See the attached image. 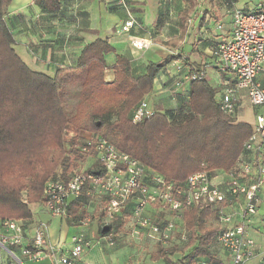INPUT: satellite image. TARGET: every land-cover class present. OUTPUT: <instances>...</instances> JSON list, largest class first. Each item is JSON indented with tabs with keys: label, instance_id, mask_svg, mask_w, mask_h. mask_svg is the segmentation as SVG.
<instances>
[{
	"label": "trees",
	"instance_id": "trees-1",
	"mask_svg": "<svg viewBox=\"0 0 264 264\" xmlns=\"http://www.w3.org/2000/svg\"><path fill=\"white\" fill-rule=\"evenodd\" d=\"M8 1L0 0V219L31 217L29 204L42 201L45 184L51 179H67L76 167L69 153H81L85 132L105 137L139 160L148 172L174 183L197 171L212 175L235 172L252 127L219 109L220 85L205 76L189 80L183 89L173 92L181 100L176 109H156L139 122L131 121L134 108L154 91V78L165 73L164 66L170 61L186 54L184 64L202 69L187 53L174 50L147 61L138 71L107 37H96L82 46L71 65L57 66L52 74L34 70L15 49L17 39L5 17ZM123 1L110 0L107 9L125 14L124 21L131 17L130 31L139 21L128 0ZM182 1L184 12L202 2ZM32 2L50 14L62 7V0ZM159 25L160 17L151 32ZM109 56H113L111 63ZM106 72L110 79L106 80ZM163 86L173 89V80L167 79ZM100 168L92 166L88 171L101 173ZM84 202L83 194L68 208L75 221L84 217ZM218 215L215 205L187 208L180 215L188 233L185 244L179 246L176 240L165 246L151 243L154 253L147 255L140 242L138 252L158 264H194L199 257H215L209 246L217 227L211 226L209 219H218ZM119 226L118 220L101 226L99 232L105 234Z\"/></svg>",
	"mask_w": 264,
	"mask_h": 264
},
{
	"label": "built area",
	"instance_id": "built-area-1",
	"mask_svg": "<svg viewBox=\"0 0 264 264\" xmlns=\"http://www.w3.org/2000/svg\"><path fill=\"white\" fill-rule=\"evenodd\" d=\"M118 2L124 3L123 0ZM132 23L129 17L117 27L127 31ZM129 41L135 49L151 43L137 36H129ZM211 54L218 71L229 76L219 83V109L228 115L235 114L242 92L249 104L258 109L235 172L212 175L197 171L183 182L174 183L156 172H148L139 160L116 148L105 137L90 134L79 148L93 160L91 164L101 167V173L89 172L90 167L80 168L65 180H49L42 193V203L48 212L55 217H67L70 204L84 194L86 208L99 204L103 215L118 219L120 227L124 228L130 219L127 236L138 243L159 242L165 246L173 240L186 239L185 230L176 223L183 210L201 204L215 205L219 213L214 236L217 255L199 257L194 264H246L255 256H260L264 264V250L256 249L253 236L258 208L264 202V88L258 81V76L264 72V10L233 8L228 36L217 42ZM186 61V54L179 55L164 66L165 73L154 78V82L159 77H163L162 83L172 79L174 88L168 90L171 93L183 89L187 81L205 76L203 68H190L184 64ZM164 88L159 84L155 90ZM151 114L152 111L145 109L143 99L134 108L131 121L139 122ZM88 221L89 218L84 217L80 224L87 225ZM177 233L178 239L175 238ZM121 234L111 229L93 240L117 245ZM48 237L45 223L37 224L28 236L20 219H0V252L7 256L0 264L22 263L23 260L78 264L83 247H91L92 241L83 233L70 235L67 243L52 242Z\"/></svg>",
	"mask_w": 264,
	"mask_h": 264
},
{
	"label": "crops",
	"instance_id": "crops-1",
	"mask_svg": "<svg viewBox=\"0 0 264 264\" xmlns=\"http://www.w3.org/2000/svg\"><path fill=\"white\" fill-rule=\"evenodd\" d=\"M109 1L110 0H62L60 11L50 14L41 12L40 9L33 4L32 0H9L6 6L5 17L7 19L9 18L10 28L13 33L14 27L24 21L32 24V30H34V23L38 18L41 20H59L62 23L60 26L61 30L56 32V34L49 33V29L43 27L42 36H40V34H37V36H28L30 45H32L31 47L24 45L23 41L16 40V44H20L24 47L27 59L25 60L22 57L20 52L16 49L17 45H15L17 53L32 69L52 74L57 66L71 65L85 43L92 41L96 37H107L109 42L118 52L130 59L132 66L138 71L144 69L147 61H154L163 58L176 49L187 53L191 62L197 68H203L205 70V78L210 83L219 84L223 80H228L229 76L218 71L215 61L210 56V47L220 40L227 38L228 31L231 28L232 9L241 8L246 11L264 10V0H202L201 5H196L190 13L189 24L187 26H180L178 20H175V15L173 16L171 14L172 16H169L170 20L166 18L167 13L163 6L165 7L168 2L164 3L165 0H157L160 8L156 15L150 14L151 17L148 15L147 18L150 21V26H148L145 24L144 13L141 7L146 0H128L129 6L133 8V15L137 18L139 24L137 26L134 25L130 31H124L117 26L122 24L125 19V14L109 11L107 9ZM168 1H170L169 4L171 7H174L176 12L184 7L182 0ZM99 4H102L101 9L98 8ZM158 17H160V25L155 29V32L152 33L151 29H154L153 27L155 26ZM72 23L74 24V27L71 25ZM217 24H220L221 27L218 28ZM166 28L169 29L170 39L162 41L156 40L155 37H158L160 33V35H163L164 33L162 32L167 31ZM181 28H185V37L181 43L175 44L174 40L171 39L180 34ZM129 36L149 39L151 43L145 48L135 49L129 42ZM34 37H36V39ZM47 39H52V42L49 43L53 46L46 47L42 45ZM51 55L56 61L55 66H47L40 61L42 57L47 59ZM112 61L113 56H109V62L111 63ZM105 75L106 80L110 79L111 75L109 72H106ZM162 81L163 77H159L154 82V91L150 93L153 97L151 110L154 101L164 104L175 100V95L168 91L166 88L167 86L164 90H155L158 88L159 84H164ZM258 81L264 88V72L258 76ZM241 94L235 117L238 121H246L241 119L240 114H243L244 112L243 105L249 102L245 92H242ZM252 109L254 114L258 111V109L254 107H252ZM86 134L88 133L86 132L84 135ZM90 161L93 160L90 159L89 162ZM29 207L31 210V217L26 220L20 219L24 223L26 235L31 236L33 228L37 224L45 223L49 236L48 239L52 242H68L70 236L68 238H65L66 235L61 237V234L59 233L62 230V226L65 225V222L68 224V227L72 226L77 229V231L72 234L83 233L85 237L93 240L96 236L101 234L98 227L101 221L106 222L103 226L109 224L113 225L118 221L116 219H109L103 214H95L89 219L87 225H81L80 221L83 218L79 220L76 219L77 221H75L69 212L67 217L52 216L41 202L31 203L29 204ZM47 214L52 218H58L59 224H57V220L50 222V220L45 217ZM178 220L179 219H176V221ZM263 220L264 212L261 214L258 212L254 223L255 231H258L259 229L257 224H261ZM111 229L118 232L121 227H111ZM57 231L58 235H56ZM118 244L110 246L103 241L101 242V249H99V251L102 255V259L106 260L108 264L113 263V261L118 264H158L157 261H148L144 259V256L140 257L137 247L131 246L130 248L129 245ZM262 245V243L257 242L256 249L258 251L264 250V246L261 247ZM5 258H7V256L3 252H0V260ZM254 258L252 260L255 262L259 261L262 263L260 256H255ZM84 259L85 257L81 255L78 264H93ZM19 264H50V262L48 260H23L22 263Z\"/></svg>",
	"mask_w": 264,
	"mask_h": 264
},
{
	"label": "rangeland",
	"instance_id": "rangeland-1",
	"mask_svg": "<svg viewBox=\"0 0 264 264\" xmlns=\"http://www.w3.org/2000/svg\"><path fill=\"white\" fill-rule=\"evenodd\" d=\"M168 2V3H166ZM164 3H166L165 7L163 6L164 10L166 11L167 13V16L166 18L169 19L170 17L169 16H176L175 17V20H178V23L180 24V26H187L189 24V15L190 13L193 11V9H189L188 11H183L184 10V7L180 10H178V12H176L174 10V7H171V5L169 4L170 1L168 0H165ZM174 5V4H173ZM142 11L144 13V18H145V24L150 26V21L148 20V15H152V14H157L160 6H159V3L157 2V0H146L143 4H142ZM99 9L102 8V4H99L98 6ZM175 11V12H174ZM183 11V13H182ZM132 15V13H130ZM172 14V15H171ZM150 15V17H151ZM154 15V16H155ZM38 18V17H36ZM191 18V17H190ZM170 20V19H169ZM174 20V19H173ZM174 20V21H175ZM62 25V23L59 21V20H52V19H49V20H41V19H36L35 23H34V30H32V27L33 25L30 24V23H27L26 21L24 22H21L19 24H17L15 27H14V34H15V37L18 41H23L24 42V45L28 46V47H31L32 45H30V42H29V39H28V36H37V34H40V36H42L43 34V27L49 29L48 31H50L49 33L51 34H56V32L60 31L61 28L60 26ZM73 27H74V24L72 23L71 24ZM135 25L137 26L138 24L135 23ZM68 29V27H67ZM185 28H181L180 29V34H178L177 36H174L173 39L171 40H174L175 44L176 43H181L185 37L184 35V30ZM167 31L165 32H162L164 33L163 35H158V37H155L156 40H159V41H162V40H169L170 37V33H169V29L166 28ZM115 31V29H114ZM160 31V30H159ZM171 32V31H170ZM30 34V35H29ZM36 39V37H34ZM42 41V40H41ZM49 42H52V39H47L44 41V43H42L43 46H46V47H50V46H53L51 45ZM130 42V41H129ZM36 44V43H35ZM39 44V43H38ZM17 46V50L20 52V54L22 55V57L26 60L27 59V56L25 54V49L22 45L20 44H16ZM176 50V49H175ZM173 52V51H171ZM43 64H46L47 66H55L56 65V61L54 59V57L51 55L49 58L45 59V57H42V59L40 60ZM174 91L171 92V94L173 93ZM174 94V93H173ZM158 96H161V95H158ZM152 96L149 94L147 95L145 98H144V102H145V109L147 111H154V110H161L160 112H162L163 110L165 109H176L179 104H180V99L175 97L173 100V102H166L164 104H161L160 102L158 103V101H154L153 102V108L151 110V107H152ZM154 100V99H153ZM243 114H240V117L242 120H246L250 123H253L254 121V111L252 109V106L247 103V104H244L243 105ZM86 133V132H85ZM84 133V134H85ZM88 134L84 135V137H87L89 136V132H87ZM68 137L71 136V134L67 135ZM67 138V137H66ZM79 144V143H78ZM69 157L70 159L74 160L75 163H76V167L74 169H72L69 174L74 171V170H78L80 168H88V167H92V166H96L95 163L91 164L89 162L90 160V157L89 156H85L81 153H76V154H73V153H69ZM42 203V201H39ZM43 204V203H42ZM258 212L259 214L263 213L264 212V202L261 203L260 207L258 208ZM257 212V213H258ZM95 214H103L101 212V206L99 204L97 205H90L87 207V209L85 210V213H84V217H88L89 219H91ZM45 217L47 219L50 220V222H53L55 220H57V224H59V219L58 218H52L49 214L45 215ZM83 217V218H84ZM65 222V221H64ZM261 222V221H260ZM106 222L104 221H101L100 224H99V228L101 226H103ZM130 223H131V220L128 219L126 222H125V225H124V228L121 226V229L119 230L120 231V234L121 238H120V241H119V244L118 245H129L130 248L131 246H135L137 247L138 246V242L136 239L132 238L131 236H127L125 234L126 230L128 229V227L130 226ZM176 223L179 225V227L181 229H184V225H182V220L179 219L178 221H176ZM209 224H211V226L213 227H217L219 226V221L217 218L215 217H211L209 219ZM259 229L258 231H254L253 232V236H254V239L257 242H260L262 243L263 245L261 247L264 246V220L261 222V224H257ZM77 229L75 227H68V224L65 222V225L62 226V230L59 232L61 234V237H64L65 238H68L72 233L76 232ZM186 234V239L185 240H182V241H179V246H182L183 244H185V242L188 240V233L185 232ZM56 235H58V231L56 232ZM179 237V234L177 233L176 234V237L177 238ZM178 239V238H177ZM142 247L145 246L144 248V251L146 250V254H153L154 253V249H152L151 251V248H153V245L151 244V242L149 241H146V242H142ZM218 246L217 244L215 243L214 239H212L211 241V244L209 246V249L211 251L212 254L214 255H217V252H218ZM99 249H101V242L100 241H95V240H92L91 241V247H87V246H84L83 249H82V256L85 257L84 260L86 261H89L93 264H108V262L104 259H102V255L99 251ZM138 249V247H137ZM191 248H187L186 251H190ZM143 252H139V256H144ZM253 259V258H252ZM250 260L248 263L246 264H262L260 263L259 261L255 262L254 260ZM255 259V258H254ZM13 264H19L18 262L14 261ZM111 264H118L116 263L115 261H113V263Z\"/></svg>",
	"mask_w": 264,
	"mask_h": 264
}]
</instances>
